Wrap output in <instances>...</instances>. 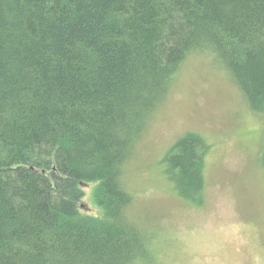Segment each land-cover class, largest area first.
Here are the masks:
<instances>
[{"label":"trees","instance_id":"16d2710c","mask_svg":"<svg viewBox=\"0 0 264 264\" xmlns=\"http://www.w3.org/2000/svg\"><path fill=\"white\" fill-rule=\"evenodd\" d=\"M207 53L264 113V0H0V264L154 263L125 166ZM206 147L190 133L169 155L196 203ZM91 181L99 215L78 208Z\"/></svg>","mask_w":264,"mask_h":264},{"label":"rangeland","instance_id":"374dc122","mask_svg":"<svg viewBox=\"0 0 264 264\" xmlns=\"http://www.w3.org/2000/svg\"><path fill=\"white\" fill-rule=\"evenodd\" d=\"M204 138L202 203L178 191L172 147ZM264 113L212 54L189 56L125 166L130 217L151 234L153 264H264ZM96 181L79 210L99 215ZM145 264L146 261H143Z\"/></svg>","mask_w":264,"mask_h":264}]
</instances>
